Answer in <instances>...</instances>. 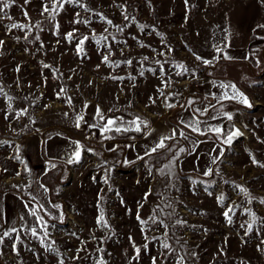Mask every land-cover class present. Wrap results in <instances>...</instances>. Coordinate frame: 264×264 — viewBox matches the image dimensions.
<instances>
[{"label":"rangeland","instance_id":"1","mask_svg":"<svg viewBox=\"0 0 264 264\" xmlns=\"http://www.w3.org/2000/svg\"><path fill=\"white\" fill-rule=\"evenodd\" d=\"M7 2L0 11V191L13 188L28 201L0 192V264H264V70L245 73L247 65L259 70L247 46L264 28V0H79L55 19L41 15L46 0ZM97 108L104 117L137 112L150 130L141 141L95 145L86 130L102 132ZM171 119L196 121L221 143L212 129L224 121L242 135L220 147L202 135L184 132L185 140L177 129L171 151L146 156L160 129L172 135ZM115 120L110 127L135 128L134 120ZM76 142L84 147L69 163ZM94 146L115 149L109 159L120 157V165L108 168ZM71 149L65 161L47 162L46 152ZM35 207L50 222L25 224Z\"/></svg>","mask_w":264,"mask_h":264},{"label":"snow or ice","instance_id":"2","mask_svg":"<svg viewBox=\"0 0 264 264\" xmlns=\"http://www.w3.org/2000/svg\"><path fill=\"white\" fill-rule=\"evenodd\" d=\"M12 2H14V0H12ZM29 0H25V3H28ZM65 3H72V4H79V0H46V2L44 3L43 5V8H42V11H41V15H43L44 13H48L49 14V18L50 19H55V17L57 15H59L60 11L64 8V5ZM49 4L51 5V7H49ZM9 5H8V2L7 0H0V11H3L4 8H7ZM81 7H84V5L80 4ZM87 10V9H86ZM25 16H27V12L24 13ZM79 15V14H77ZM103 18V17H102ZM125 19H128L127 16H125ZM82 21L80 20H74L73 23H81ZM107 23L111 24L112 21L108 20ZM12 28H21L23 29L25 26L24 25H21V24H13L11 25ZM55 27L58 29L59 28V25H55ZM122 30V29H121ZM75 31V30H74ZM74 36V32H69L67 33L66 35V38L67 39H72ZM38 38V37H37ZM88 39L87 37H84L81 41H80V44H83V41ZM3 44V41H0V45ZM77 51H81V49L78 47ZM218 51H221L220 49H218ZM198 60H201L202 58L197 56L196 57ZM224 59H231V57H228V56H224L223 57ZM104 62L105 63H108V59L107 57L104 58ZM127 63L131 64V61H127ZM204 64H209L210 61H207V60H204L203 61ZM45 67H48V65H45ZM180 67H183V65H181ZM185 71H187V69H185ZM142 74V73H141ZM234 91H235V86L233 85L232 86ZM236 96H239L241 97V100L240 102L247 105L248 107H251V104L249 103L248 99L246 96H244L242 93H239L238 91L236 92ZM236 96H233L232 99H235ZM227 97V93H225V98ZM167 107L171 108V107H175V105H172V104H168L166 105ZM199 111V110H197ZM204 111H207V109H205ZM97 114L100 116V119L102 121H104L103 124H101L99 127L102 129V133H106V132H111V131H115L116 133H120L121 132V128L119 126H115V127H110V126H113V125H116V120L115 119H111V118H108L106 119L102 113H100V110L99 108H97ZM227 119L231 120L232 119V116L231 115H227ZM84 120V117L83 116H78L77 119H76V127H80V122ZM132 124H135V128L133 129L134 131L136 132H141L142 131V128L140 126L141 123H143L144 127L147 128L148 125L146 122H143V121H139V118H137L136 120L132 121L131 122ZM181 123H184V127L186 128H190V130L194 133H197L198 135H204L205 132L201 131V129L199 128L198 126V122L196 121H192V122H189V123H185L184 121H181ZM92 127H97V125H92ZM124 131H128V129H124ZM212 131H214L215 133L217 134H221V135H226V138L222 141V143H226V144H231L232 142V139L233 137H238L240 135H242V133L239 132V130H235L233 132H229L227 134L223 133L222 132V129L221 128H215V129H212ZM179 135L181 137H183L185 140L188 139V136L183 132V131H180ZM105 139H112L113 137H108V136H105L104 137ZM176 138V130L173 129V133L171 136H165V137H162L156 144L155 147H153L151 149L150 152L146 151L145 155L146 156H151L152 153H155L157 152L159 149H165L167 148L169 151H171V146L169 145H166L165 144V141L166 140H169V139H175ZM199 142H196V141H193V147L192 149L190 150H187L189 153H191V151H194L195 148L197 147V144ZM77 144V151L74 153V157L73 159H70L68 162L69 163H72L74 161H78L79 158H80V155H81V152H80V148H81V145L79 144V142H76ZM113 151H115V149H111ZM91 151V150H89ZM186 151V149L184 147H181L178 152L179 153H184ZM138 159H144L143 156L141 157H138ZM179 160V155L178 154H174L173 155V159L170 161V164L172 166H175L177 161ZM131 163V162H129ZM253 163L254 164H257L259 163L258 161H256L254 158H253ZM262 167H264V165H260ZM6 171V169H5ZM161 172H163V170H161ZM211 174V170H209L208 172L205 173V175H210ZM105 182H107V177L105 178ZM240 191L242 192H246V190L244 188H241ZM221 200L223 199L222 197L220 198ZM261 203H264V200L261 201ZM56 207L58 208L59 205H56ZM231 211V209H229L228 211H225L224 215L225 217L228 219V222L231 223V218L229 217V212ZM32 215L36 216V212L33 211ZM37 219L41 222H43V217H40V216H37ZM137 219L139 220L140 217L139 215H137ZM103 220V216H101V221ZM142 224L144 223V221H140ZM176 223L180 224V223H184L182 221H177ZM103 226L104 227H107V222L105 221L103 223ZM167 227V226H165ZM251 230V225L248 226V231ZM32 235L35 236L37 235V232H36V229L33 228L32 229ZM45 235H47V233L45 232ZM43 243V241H42ZM135 250H136V254H137V257H139V253H140V248H137L135 245H133ZM145 248L147 247V245L144 246ZM163 247L165 248H169L170 246L167 244V243H164ZM183 258H181L182 260ZM61 264H63V262L61 261ZM153 264H156V261H155V258H153ZM179 264V262H178Z\"/></svg>","mask_w":264,"mask_h":264},{"label":"trees","instance_id":"3","mask_svg":"<svg viewBox=\"0 0 264 264\" xmlns=\"http://www.w3.org/2000/svg\"><path fill=\"white\" fill-rule=\"evenodd\" d=\"M261 31H264V28L263 27H257L255 28L254 30V34L251 35L250 37V41H249V44L247 46V53L250 57H252L253 59H255L256 61L259 62V70L258 71H254L253 67L251 65H247L246 67V70H245V73L247 75H250V76H256L258 75V73H261L262 70H264V38H261L259 36H257V32H261ZM220 57H222V54L220 53L219 54ZM223 64H232L233 62L232 61H222ZM236 63H239V62H236ZM223 66V65H222ZM235 85V84H234ZM238 87V85H236ZM239 88V87H238ZM240 89V88H239ZM243 92V91H242ZM178 104H179V109L181 107V104L179 103V101H177ZM231 106L233 107H240V105H236L235 103H231ZM106 119L108 118H111V119H121V120H135L137 118H139V121H143V122H146L148 127L145 128L143 123L140 124L141 128H142V131L141 132H136L134 130H128V131H124V130H121L120 133H116L115 131H111V132H106V133H102L98 128L96 127H92V128H87L86 130V134L88 136H92V140L94 142V144L96 145L99 141L103 140L105 136H108V137H113L112 139H117V140H128V139H140L144 136L145 132L151 127V124L150 122L145 119L143 116H141L140 114H138L137 112H133V111H121V112H115V113H111L109 115H106L105 116ZM101 123H104V121H100ZM171 124H173L174 126H176L179 130L183 131V132H187V133H190L192 134L193 136H196V137H199L201 135H198L194 132H192L189 128H186L184 127L182 124L178 123L177 121H175L174 119H171L170 120ZM221 129H222V132L227 134L229 132H232V130L234 129L233 125L228 122V121H224L222 124H221ZM55 131H58L61 133V135H63L64 137H67L69 138V136L67 134H65L64 132H61L59 130H55ZM27 133H36L38 135H40L41 133L36 131L35 129H29L27 131ZM203 138L205 139H210V140H213L217 146H220L222 147L223 144L217 140V137L212 134V133H206L204 135H202ZM221 140L225 139L226 138V135H219L218 136ZM176 139H169V140H166L165 141V144L166 145H169L171 142L175 141ZM81 145V148L84 147V144L80 143ZM180 146L181 143L180 141H178L177 143V146ZM166 149V148H165ZM165 149H159L157 152L155 153H160L162 152L163 150ZM94 150H95V153H96V157L99 158L101 161H107L108 164H107V167L109 168V166L113 167V166H119L120 163H121V158L120 157H117L115 159H109L111 156L110 154L113 153L114 151L111 150L108 152L94 146ZM122 153V152H121ZM155 153H152V154H155ZM47 159V158H46ZM47 162L48 163H53V160H49L47 159ZM215 166H213L214 168ZM212 168V169H213ZM214 170V169H213ZM212 170V171H213ZM48 172V171H47ZM12 188V187H11ZM4 189V188H3ZM12 194V195H15L17 197H19L21 200H26L28 201V199H26L25 197H23L18 191H16L15 189H4L2 191H0L1 193H5L7 192ZM34 211L36 212V216H40V217H43V221H47L50 222V219L48 218L47 214H43L38 208H33ZM64 217V215H62Z\"/></svg>","mask_w":264,"mask_h":264},{"label":"crops","instance_id":"4","mask_svg":"<svg viewBox=\"0 0 264 264\" xmlns=\"http://www.w3.org/2000/svg\"><path fill=\"white\" fill-rule=\"evenodd\" d=\"M136 120V119H135ZM130 121V120H129ZM174 126V125H173ZM174 129L176 130V134H177V127L176 126H174ZM100 130V129H99ZM121 130H123V129H121ZM130 130H133V129H130ZM148 130H150V128L148 129ZM147 130V131H148ZM162 132H161V137H165V135H163V134H165V132H163V130L162 129H160ZM146 131V132H147ZM39 132V131H38ZM146 132H145V134H144V136L146 135ZM173 133V132H172ZM143 136V137H144ZM142 137V138H143ZM177 137V136H176ZM142 138H140V139H135V140H139V141H141V139ZM71 153H73L72 152V149L70 150V152H69V154L68 155H65V156H62L63 154L62 153H60V152H58V153H56V152H54L53 154V156H48L47 155V152L45 153V156L49 159V160H62V161H65L66 159H68L69 158V156L71 155ZM123 154L122 155H124V151L122 152ZM64 159V160H63ZM21 202H22V200H20ZM23 203V202H22ZM22 203H19V204H17L16 203V207H19V205H20V208H18L19 210H21V209H24V207L22 208ZM11 206V205H10ZM33 210V209H32ZM14 213L16 212L17 213V211L16 210H14L13 211ZM25 224H29V226H32V227H37V226H39L40 224H41V221H39L38 219H37V216H34V215H32V213H30L29 214V216H28V220L26 221V222H24ZM21 224H23V223H21L20 221H17L16 222V224H15V226H21ZM24 225V224H23Z\"/></svg>","mask_w":264,"mask_h":264}]
</instances>
